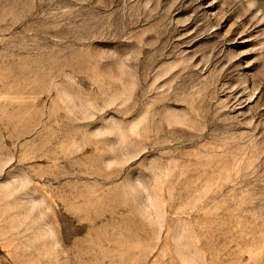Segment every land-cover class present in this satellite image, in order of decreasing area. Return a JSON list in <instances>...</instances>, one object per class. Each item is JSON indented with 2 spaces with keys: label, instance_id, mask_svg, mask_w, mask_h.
Segmentation results:
<instances>
[{
  "label": "rangeland",
  "instance_id": "obj_1",
  "mask_svg": "<svg viewBox=\"0 0 264 264\" xmlns=\"http://www.w3.org/2000/svg\"><path fill=\"white\" fill-rule=\"evenodd\" d=\"M0 264H264V0H0Z\"/></svg>",
  "mask_w": 264,
  "mask_h": 264
}]
</instances>
